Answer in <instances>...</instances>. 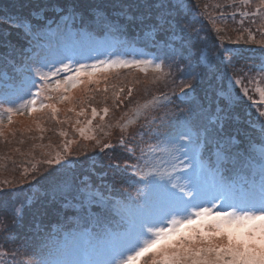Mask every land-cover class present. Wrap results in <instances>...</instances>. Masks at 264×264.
<instances>
[{
	"label": "trees",
	"instance_id": "1",
	"mask_svg": "<svg viewBox=\"0 0 264 264\" xmlns=\"http://www.w3.org/2000/svg\"><path fill=\"white\" fill-rule=\"evenodd\" d=\"M145 2L0 0V103L35 93L41 81L34 70L39 68L46 72V65H36L28 70L27 63L38 58L43 61L59 59L56 56L59 47L65 53L60 60L74 65L77 60L93 63L114 60L119 54L128 61L142 56L153 62L147 72L135 66L108 70L130 71L136 76L160 72L154 70L155 64H160L155 59L158 53L172 57L175 66L179 64L186 69L188 61L180 59V35L171 37L156 28L148 10L143 7ZM252 2L171 0L179 7V12L172 9L171 15L181 20L180 27L187 26L188 30L183 34L185 41L195 40L194 51L202 49L203 55L211 58L219 70L214 79L210 75L193 79L174 69V78L179 82L167 81L160 92L171 96L179 107L189 108L196 132L189 131L194 142L199 140V148L195 151L189 150L185 156L184 150L180 149L175 155L183 162L191 159L197 172H202L204 186L213 193L220 190L216 180L224 174L225 181L231 186L227 193L229 197L258 189L261 179L264 117L259 113L264 112V100L260 97L257 80L258 76H264L261 71L264 67V36L256 16L252 15V10H256ZM8 19L30 25V29L26 32L22 25L11 26L6 22ZM236 79L241 83H234ZM182 80L194 84V89L181 91ZM32 81L36 82L35 87ZM153 84L156 89L160 87L156 81L142 85L150 87ZM123 93L120 95V98L125 97L122 103L117 100L120 107L112 111L115 119L136 104L135 89L131 96L127 95L128 89ZM226 93L231 94L233 103L227 111H221L223 104L220 101ZM53 95L59 99V93ZM76 104L79 107L81 102ZM56 107L55 118L50 110L41 117L38 112L39 120L45 121L43 130L30 139L35 146L28 153L32 155L0 156V205L5 209L20 207L16 216L10 211L0 212L3 220L0 223V252L19 253L20 261L28 258L38 264H87L98 250L114 240L115 233L122 231L128 216L155 196L156 189L151 183L154 179L163 184L172 175L176 181L184 183L186 169L178 161L175 170L168 165L160 166V160L172 159L167 152L174 145L169 141L177 135L163 136L158 138L159 159L153 161L162 175L154 177L149 173L155 168H148L143 171L145 179L134 177L131 165L137 163L141 154L136 137L129 145L135 148L132 153L118 145V131L103 140L102 130L98 128L92 137L82 135L73 122L75 110L58 102ZM98 113L93 120H101L100 111ZM159 129L166 135L162 127ZM124 137L130 139L131 135ZM58 140L74 144L69 152L71 162L61 159V165H50L46 161L54 160L51 151ZM106 144L112 147H105ZM132 181L144 190L140 203H132L124 190ZM5 225L8 231L3 230ZM0 264H14L12 256H0Z\"/></svg>",
	"mask_w": 264,
	"mask_h": 264
},
{
	"label": "snow or ice",
	"instance_id": "2",
	"mask_svg": "<svg viewBox=\"0 0 264 264\" xmlns=\"http://www.w3.org/2000/svg\"><path fill=\"white\" fill-rule=\"evenodd\" d=\"M242 2L250 4L251 0H242ZM261 4H264V0H261ZM143 7L148 10V15L152 17L155 27L162 33L171 37L180 35V59L181 61L187 60L188 63L186 69L177 64V71L193 79H202L208 75L214 79L219 66L214 67V61L204 56L202 49L194 51L196 41L192 39L185 41L183 35L188 30L187 26L180 27L181 20L171 15V10L176 9L179 12V7L173 5L171 0H146ZM6 22L11 26L22 25L26 32L30 29V25L22 24L21 21L8 19ZM152 63L150 60L128 61L117 58L97 60L91 65L78 63L75 67L71 63L61 62L60 67H50L47 72L37 68L34 70L35 75L41 83L35 93L30 92L31 99L21 104L15 111L23 114L21 109H24L30 115L38 110H50L52 118H55L58 112L56 103L82 102L69 93L79 84L94 83L93 77L96 73L107 72L112 68L133 66L140 68L142 72H147L148 66ZM162 69V63L155 64V71L159 72ZM261 71L264 72V67ZM61 73H65L62 78ZM240 75L243 76V72ZM82 77H88V79L85 81ZM234 83L240 84L241 80L236 79ZM32 84L36 86L35 81H32ZM181 84V91L184 88L194 89L192 83H184L182 80ZM61 87H63L62 92ZM53 93H59L58 100ZM244 94L247 95V91ZM127 95H132L131 89L128 90ZM261 96H264V92H261ZM38 103L39 109L37 108ZM220 103L223 104L221 111H227L233 103L231 94H224ZM114 107L119 108L120 104H115ZM109 110L108 107L102 109L101 120L108 115ZM13 111V108L5 110L9 123L12 122ZM83 114L84 109L81 108L77 115ZM97 115H99L97 109L92 107L91 116L95 118ZM139 115L137 111V119ZM259 115L264 117V112H260ZM145 119L147 120V117ZM154 121L155 118H153ZM134 122L127 120L124 124H120L117 121L122 133L119 144L132 153L135 152V148L129 145L135 140V134H130L131 138L125 139L123 133L127 126ZM88 123L91 124L92 121L89 120ZM261 131L264 133V128ZM80 132L83 135L84 130L80 129ZM160 135L162 133H157L152 138L158 139ZM181 141H186V143H180ZM169 142L174 145L173 149L167 152L172 159L160 160V166L168 165L173 170L176 168L177 161L184 165V162L175 155L176 151L183 149L184 155L187 156L189 150L195 151L199 148V140L194 142L190 131L178 133ZM105 147H112V145L106 144ZM159 148V143L155 145L146 143L145 148L140 149L141 154L137 158V163L131 165L134 177L139 176L141 180L145 179L143 168H155V171L149 173L154 177L162 175L160 169L153 163L154 160L159 159L157 153ZM65 151H68L67 148ZM46 163L61 165L63 161L56 158L47 160ZM184 167L186 169L184 183L176 181L172 175H169L167 182L163 184L154 179L151 183L156 189L155 196L146 200L142 207L131 213L122 231L115 233L114 240L107 247L98 250L95 258L87 264H264V151L261 152L259 170L261 179L258 189L253 188L238 197L227 195L231 186L225 181L224 174H220L216 180L220 190L213 193L204 186L202 172H197L189 165H184ZM3 211H10L14 216L19 214L18 209H5L3 205H0V212ZM0 223H3L2 219ZM3 230L8 231L6 225ZM5 255H11L16 264V257L19 253L0 252V256ZM19 264H23V260L19 261ZM29 264L32 262L29 261Z\"/></svg>",
	"mask_w": 264,
	"mask_h": 264
},
{
	"label": "rangeland",
	"instance_id": "3",
	"mask_svg": "<svg viewBox=\"0 0 264 264\" xmlns=\"http://www.w3.org/2000/svg\"><path fill=\"white\" fill-rule=\"evenodd\" d=\"M252 1V5H255L256 8V10H252V15L256 16L257 23L261 27L262 36H264V4H261V0ZM64 54L63 48L59 47L56 51V56L59 57V59L43 61L38 58L34 61L28 62L26 69H33L36 65L39 67L46 65L45 70L47 72L50 67H60L61 62L71 63L65 60H60V57ZM117 58L124 59V56L119 54L114 58V60ZM155 59L159 63L163 64V71H160L159 73L136 76L130 73V71L123 70L107 71L103 73L98 72L93 77V80L95 81L94 83L79 84L76 88H74L70 92V95L72 97L79 98L80 101H84L81 102L79 107H77L78 104L74 101H64L63 104L68 107L70 106L73 110H75L72 115V118H75L73 120L75 126L78 127V129H83V134L88 137L95 135L97 128L101 129V140H103L104 137H107L108 135H111L112 132L117 131L119 132L121 138L122 133L120 127L117 125V121H119L120 124H124L127 120H133L135 122L127 126L123 136L135 134V137L138 139L139 149L145 148L146 143L153 145L158 143L159 139H153L152 137H155L157 133H161L159 127H162L166 132V135H160L159 138H164L163 136H176L178 133L186 131V129L187 131L194 130L196 132L193 126V120H190L189 117V108L179 107L178 103H176L171 96L162 95L160 93L162 91L161 87L167 85V81L176 80L179 82V79L174 78V71L176 72V70H174L176 69L175 60H173L172 63V57H165L163 54L159 53L156 55ZM135 60L148 59L140 56V58L137 57ZM78 63L91 65L93 64V61L77 60L75 65L73 63L71 64L75 67ZM62 74L63 73H61L60 76H62ZM258 77V91L261 99L264 100V96H261V92H264V76ZM82 79L86 81L88 77H82ZM154 81L159 83L160 87L158 89H156V83L150 87L142 85L146 82ZM138 83L140 86H138ZM105 89H107V91H105ZM121 89H131L132 91L135 89L136 104L122 116L115 119V115L112 113V111L116 109L114 105L118 104L117 100L121 102L123 98H125H120V95L125 94L120 91ZM60 91H63V87H61ZM117 96H119V99H117ZM105 97H107V99H105ZM29 99H31V95H25L23 98L10 100L8 103H0V110H4H2L0 114V121H2V124H0V156H10V158L20 157L23 156V153L28 154L30 150L35 148L34 141L30 139L34 138V135L37 134L38 131L41 132L43 130L45 121L39 120L38 112L41 117L44 114H47V110L32 112L29 115L26 110L21 109L23 114L17 113L15 109L19 108L21 104L25 103ZM92 107H95L97 112L100 111L101 116L103 115L102 109L104 107H108L110 110L108 115L105 116L103 120H93V117L91 116ZM8 108L14 109L11 123H9L8 115L5 113V110ZM81 108L84 109V114L78 116L77 113L81 111ZM137 111L140 114L139 119H137ZM85 116L87 117L83 119ZM122 117L123 119H121ZM145 117H147V120ZM153 118H155L154 122ZM89 120L92 121L91 124L88 123ZM77 121H79V123H77ZM145 133H147V135H145ZM60 141L61 140H58L56 144L52 146V158L54 160L56 158H60L71 162L69 152L72 150L74 144H67L68 140L67 142ZM118 145H120L119 142ZM65 148H67V152L65 151ZM28 155H32V153ZM142 163L143 162H141V164ZM184 165L194 167L191 159L184 162ZM146 169L148 168H143V171H146ZM124 190L127 192L128 198L132 203H140V200L144 197V190L141 189L140 184L134 181L131 182V185L129 184L125 186ZM19 208L20 207H18V209ZM17 258L16 264H19L20 258ZM29 261H31L32 264H38L37 261L30 260L28 258L23 260V264H29Z\"/></svg>",
	"mask_w": 264,
	"mask_h": 264
}]
</instances>
